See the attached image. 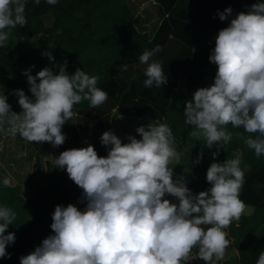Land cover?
<instances>
[{
	"label": "trees",
	"instance_id": "trees-1",
	"mask_svg": "<svg viewBox=\"0 0 264 264\" xmlns=\"http://www.w3.org/2000/svg\"><path fill=\"white\" fill-rule=\"evenodd\" d=\"M182 10L184 15L196 14L186 29L189 45L209 35L205 55L192 57L188 71H180L186 79L185 96L202 103L170 106L178 73L168 77L157 72L165 78L161 88L147 70L142 71L172 33L170 22L161 18L160 5L151 3L133 11L126 0H22L17 15L13 0H0V77L29 80L64 106L81 108L84 97L92 95L99 113L115 109L120 162L117 168L107 166L96 173L84 164L68 175L57 153H52L43 168L41 160L16 148L25 144L23 129L30 128L23 125L20 114L33 110L35 99L20 89L17 110L5 100L0 117V264H51L37 248L45 240L52 256L63 254L69 245L79 253L78 262L66 264H116L94 225L104 208L134 191V185L123 179L128 168L178 170L171 186L174 196L189 213L204 219L203 189L186 180L180 163L166 158L170 141L159 133L162 119L200 154L198 176L228 189L226 200L232 206L225 217L214 220L222 229L219 249L235 251L223 264H264V0H195ZM48 14L53 21L47 26L43 16ZM154 20L160 23L152 32L140 30ZM11 38L15 42L6 51L4 44ZM138 68L140 73L120 93L121 71ZM206 76L217 91L215 96L206 94ZM132 82L140 85L137 94H127ZM230 87H242L237 97L228 92ZM114 97L120 100L111 101ZM211 101L216 105L207 104ZM208 130L225 136L199 138ZM16 155L19 160H14ZM25 161H35V167L50 178L27 198L21 196L23 183L11 182L17 164ZM243 165L248 166L246 173ZM214 172L219 173L218 180L212 178ZM237 182L240 186L235 190ZM114 185L120 187L113 192L107 189ZM234 203L252 211L243 213Z\"/></svg>",
	"mask_w": 264,
	"mask_h": 264
},
{
	"label": "rangeland",
	"instance_id": "rangeland-1",
	"mask_svg": "<svg viewBox=\"0 0 264 264\" xmlns=\"http://www.w3.org/2000/svg\"><path fill=\"white\" fill-rule=\"evenodd\" d=\"M147 1L149 0H126L130 5H135L136 8H139ZM162 1L169 4L168 6H165V4L162 5L164 12L161 14V17H164L163 19L170 22L172 33L168 35L165 46L154 57L145 61L142 71L147 70V74H149L152 79L158 80L156 85L161 88L166 82L162 81L165 80V78L160 79L162 76L159 77L157 72L166 73L168 77H174V73H178L177 76H179V78L177 77V86L172 90L169 97L170 106L184 103V101L189 104H201L202 101L191 100L185 96L186 79L184 73L180 71H188V62L192 57H201L205 55V46L209 39V35L204 34L200 43L189 45L186 42V38L188 37L186 29L187 26H189L190 19L194 18L196 14L188 12L184 15L182 9L194 0ZM13 5L15 13L19 15L22 10V0H13ZM181 15H184V19ZM43 21L45 25H51L53 17L50 14L45 15L43 16ZM157 22V20H154L153 22L146 23L144 27L138 26L142 31L146 30L152 32L153 26H155ZM159 23L157 25H159ZM14 42L15 38H11L4 44V49L8 51ZM212 42L217 44L216 39H212ZM100 69L105 70L106 65L101 64ZM137 73H140V68H138V71H121L119 80L122 83V89L120 93H123V90L128 87V83L132 81V76ZM58 78L63 80V74L60 73ZM204 81L206 83V94L215 96L217 91L211 84L209 76H206ZM20 89L21 92L23 91L24 95L26 93L35 99V111L29 110L24 113L21 112L23 125L27 127L29 125L30 128L23 129L25 133L23 134L22 140L25 139V144H23L22 148H16L21 150L24 155H29V157L33 158L35 161L41 160L44 168L46 157L55 153V150L58 151L55 143H53V137H56L54 133L56 130H59L58 126L62 125V122H65L66 109L68 108L60 104L58 100L50 97L49 94L38 88L37 85L29 80L2 76L0 77V117L2 113H4L3 109L6 101L10 103L11 106H15L14 110H17L15 104L18 98H20ZM139 89L140 85L136 82H132V88L127 94H137ZM241 89L242 87H230L228 92L232 96L237 97ZM114 95H117V92ZM117 97H114L111 101H116ZM135 97L137 98L138 95H135ZM93 99L94 96H90L89 98L85 96L82 108L91 106L93 104ZM119 100L120 98L117 99V101ZM207 104L215 106L216 102L211 101ZM111 111H113L114 114L115 109ZM54 112L57 115L56 118L53 116ZM77 114L82 115V112L77 111ZM5 117L6 116L3 118ZM59 117H61V119H59ZM161 124L163 126L162 134L166 137H173V132L168 129V121L162 119ZM59 134L61 133H58V135ZM198 136L201 139H214L218 136H225V134L216 135L214 132L208 130L199 133ZM27 141L29 144L26 143ZM85 145L86 142L81 146L83 147ZM74 150H77V148H74ZM171 150L172 153L179 151V157L183 165L182 171L184 172L185 178H187L193 186L203 187V199L204 202L207 203L206 208H203V210L206 211L205 218L204 220H200L191 216V213L186 210L180 200L173 199V205L167 203V200L172 198V194L167 187L169 180L167 176L156 175L158 184H162L167 195L166 198L164 195L160 196V199L158 196L155 198V191L146 183L148 177L141 176L139 181L143 180L145 182L137 184V190L133 196L121 203L117 201L113 202L110 207L104 210L105 213L103 212L104 215L99 225L95 226L101 232L107 244V249L114 258L116 264H221L224 259L235 255L234 249H220L218 252L222 254L221 259V257L215 255L212 248L206 246V240L204 239L210 236L217 241L221 237V230L213 225L216 217H225L228 209L232 206V204L226 200L228 194L227 187L225 185L217 186L211 184L209 179L198 176L201 170V165L198 163L200 154L195 152L187 142L184 141V145H176L174 143ZM70 151L71 149H69L68 152ZM73 152L74 151L65 157L62 156L59 160L62 165H72L71 170L81 161L76 155L75 158L67 159L72 156L71 154ZM19 154L22 155L21 153H18V155ZM18 155L14 156V160H19L20 157H18ZM173 160L172 163H175L176 159L174 158ZM35 161H30L31 163L25 161L24 164L18 163L16 170L11 175V179L13 180L11 182L15 184H18V182L23 183L22 187H20L21 196L23 198L29 197L38 186L47 184L50 181L47 174L35 167ZM169 167L170 166H168L167 169H171L172 171L171 181L174 185L178 179L175 172H178V170ZM246 167L245 165L242 166L241 169L243 173L246 172ZM65 172L68 173L67 170H65ZM212 178L218 180L220 178L219 173L214 172ZM6 182L8 183V181ZM240 183L237 182V184H235V190H238ZM89 184H92V180H90ZM157 194L159 193L157 192ZM233 205L238 208L240 207L242 212L246 214L252 211L251 207L248 206L236 203ZM170 208H172L174 212H171ZM167 210L169 211L166 212ZM81 225V222L77 223L78 228L81 227ZM255 236L259 237V233H256ZM121 241H125L124 245L120 243ZM145 245H148L150 249L147 250V246ZM210 246L214 247L213 243ZM123 247L125 249H122ZM37 248L44 260L49 261L51 264L78 262L79 258H81L79 253L73 250L71 245L68 246L63 254L57 256H52L50 254L47 240L41 241L39 245H37ZM211 257L214 259L213 262H211Z\"/></svg>",
	"mask_w": 264,
	"mask_h": 264
},
{
	"label": "crops",
	"instance_id": "crops-1",
	"mask_svg": "<svg viewBox=\"0 0 264 264\" xmlns=\"http://www.w3.org/2000/svg\"><path fill=\"white\" fill-rule=\"evenodd\" d=\"M151 3H155L156 5H160V7L162 9V1L161 0H149V1L145 2L139 8H136L135 5L132 6L127 2V4L131 7V9L133 11H139L143 6H146V5L151 4ZM160 12L162 14L164 12V9H162V11H160ZM161 18L163 19L164 17H161ZM90 96H92V95H88V98ZM96 102H97V100L94 97L93 104L91 106L83 107V108L82 107L81 108H74L72 106H67L68 109H66V119H65V122H62L63 128H62V125L58 126L59 130H56L54 133V135L56 137H53V140H54L55 146L58 149V151L55 150V153H57L58 161L61 159L62 156L65 157L66 155L70 154L72 151H74V152L71 154L72 155L71 157L67 158L68 160L70 158H75V155L81 159L80 163L78 165H76V167L72 170H71L72 165L71 166L68 164L62 165L59 162V164L61 165L64 172H65V170L68 171V173L65 172L68 175L73 174L76 171H78V169L84 164L92 166L94 168L95 173L97 171H102L107 166H113L115 168L119 167V164H120L119 156H118V153L116 150L117 132H116L114 125H113V111H110V112H107L104 114L99 113L95 109ZM56 107H58V106H56ZM5 110H6V107H4V109H3L4 113H5ZM33 110L35 111V108ZM77 111L82 112L83 116L78 115ZM4 113H2V115ZM21 116H22V114H20V117ZM53 116H54V118H56L57 115L55 112L53 113ZM59 119H61V117H59ZM88 126H89V129H88ZM162 127L163 126L161 124L160 129H159L160 135L163 138H167L170 141V148L166 154V158H167L168 162L172 163L174 161L173 159L175 158L176 159L175 162L177 164L180 163L182 165L180 157H179L180 156L179 151H175L174 153H172L171 148L173 147L174 143L176 145H181V144L184 145V140L175 136L174 133H173V137H171V138L164 136L162 134ZM58 133H61V134L58 135ZM57 135H58V137H57ZM84 142H86V145L82 147L81 145ZM74 148H77V150H74ZM69 149H71L70 152H68ZM177 150H179V149H177ZM71 162H73V161H71ZM245 166H247V165H245ZM182 168H183V165H182ZM247 170H248V166L246 167V171ZM128 172L129 173L123 179L128 180V182L126 184L129 185L132 183L134 185V191L129 196H127L125 199H123L121 201H117V202H119V203L124 202V201L128 200L131 196H133V194L137 190V184L138 183L141 184L142 182H145L143 180L139 181V178L141 176L148 177V181L146 183L149 185V187H151L155 191V194H156L155 198H156V196H158V198L160 199V196H162V195H164L166 198L167 195H166V191H165L164 187L162 186V184H158V180L156 178L157 174L158 175H165L169 178L168 183H167V187H168L169 192L172 194V198L170 200H167V203H169L170 205H173L172 204V203H174L173 199L174 200L177 199L174 196V192L171 188V186L173 185L172 181H171V177H172V171L171 170L168 169L165 171H160V170L152 169V170L137 171L136 167H134L133 169L128 168ZM201 178H203V177H201ZM204 178L207 179L206 177H204ZM90 180H92V179L91 178L86 179L87 184H89ZM186 180H187V178H186ZM119 187L120 186L116 187L114 185V186L108 187L107 189H110V191L113 192V191L117 190ZM193 187H195V186H193ZM100 188L104 189L105 187L101 186ZM195 188L202 189L203 187H195ZM157 192L159 194H157ZM177 200H179V199H177ZM229 203L232 204V202H229ZM110 206L111 205H109L108 207H110ZM108 207H106L102 210V215H101L100 220L102 219V217L105 213L104 210L107 209ZM172 208H170V211L174 212L172 210ZM168 211L169 210H167L166 212H168ZM182 213H184V212H182ZM190 215L197 218V219L204 220V219L196 217L192 214H190ZM96 225H99V223ZM96 225H94V226H96ZM213 226H215V225H213ZM216 228L220 229L221 233H222L221 228H218V227H216ZM204 239L206 240V242H205L206 246H208V248H212L215 252V255L221 257V259H222V254H219V252H218L220 250L219 249L220 238L217 241L212 239L210 236H208L207 238L205 237ZM120 243L122 245H124L125 241H121ZM212 243H213L214 247L210 246ZM145 246H147V248H146L147 250L150 249V247L148 245H145ZM122 249H125V248L123 247ZM221 249H224V248H221ZM213 261H214V259H212V257H211V262H213ZM223 261L221 262V264H223Z\"/></svg>",
	"mask_w": 264,
	"mask_h": 264
}]
</instances>
